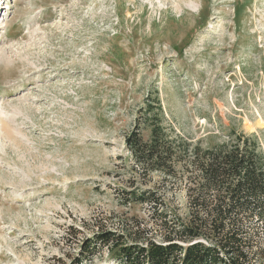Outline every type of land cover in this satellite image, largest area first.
Wrapping results in <instances>:
<instances>
[{
  "label": "rangeland",
  "instance_id": "rangeland-1",
  "mask_svg": "<svg viewBox=\"0 0 264 264\" xmlns=\"http://www.w3.org/2000/svg\"><path fill=\"white\" fill-rule=\"evenodd\" d=\"M0 22V264H117L83 254L102 228L161 240L146 206L116 197L148 98L194 142L235 128L264 151V0H0ZM166 190L186 220L183 185Z\"/></svg>",
  "mask_w": 264,
  "mask_h": 264
},
{
  "label": "trees",
  "instance_id": "trees-1",
  "mask_svg": "<svg viewBox=\"0 0 264 264\" xmlns=\"http://www.w3.org/2000/svg\"><path fill=\"white\" fill-rule=\"evenodd\" d=\"M160 112L159 96L139 108L150 135L144 139L138 123L125 136L132 177L116 197L121 206H146L165 229L161 240L138 224L122 233L102 228L83 241L84 256L106 247L117 264H264V151L257 135L231 128L225 140L203 146L166 126ZM153 173L163 176L162 186L151 185ZM180 185L186 220L165 197L166 188Z\"/></svg>",
  "mask_w": 264,
  "mask_h": 264
},
{
  "label": "bare ground",
  "instance_id": "bare-ground-1",
  "mask_svg": "<svg viewBox=\"0 0 264 264\" xmlns=\"http://www.w3.org/2000/svg\"><path fill=\"white\" fill-rule=\"evenodd\" d=\"M2 22H0V27L3 26L1 24ZM9 59H8V56L7 54L3 51V50H0V66H3L5 65L6 63H8ZM12 120V119H11ZM10 121V120H9ZM8 123V122H7ZM6 124V123H5ZM9 124V123H8Z\"/></svg>",
  "mask_w": 264,
  "mask_h": 264
}]
</instances>
